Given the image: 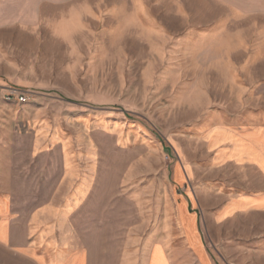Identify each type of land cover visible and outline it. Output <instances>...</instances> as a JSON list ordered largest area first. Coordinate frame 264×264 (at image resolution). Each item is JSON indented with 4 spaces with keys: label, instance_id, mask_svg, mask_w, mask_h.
I'll use <instances>...</instances> for the list:
<instances>
[{
    "label": "rangeland",
    "instance_id": "obj_1",
    "mask_svg": "<svg viewBox=\"0 0 264 264\" xmlns=\"http://www.w3.org/2000/svg\"><path fill=\"white\" fill-rule=\"evenodd\" d=\"M251 124L264 0H0V192L25 217L80 198L67 238L91 264H149L157 242L173 264H264V211H220L263 186L217 157Z\"/></svg>",
    "mask_w": 264,
    "mask_h": 264
},
{
    "label": "crops",
    "instance_id": "obj_2",
    "mask_svg": "<svg viewBox=\"0 0 264 264\" xmlns=\"http://www.w3.org/2000/svg\"><path fill=\"white\" fill-rule=\"evenodd\" d=\"M219 149L217 157L221 162L250 170L263 182L261 188L250 184L247 177L243 182H236L237 192L226 195L221 214L264 211V129L255 124L242 127L233 131ZM78 199L65 198L58 203L48 200L25 217L17 214L13 198L0 192V264H91L89 250L72 244L67 238L70 218L77 214ZM73 208L76 211L72 214ZM190 215L186 221L195 223L192 225L195 229L197 215ZM21 222L23 229H20ZM164 253L167 252L163 244L155 243L149 264H164ZM166 257L173 264L167 254Z\"/></svg>",
    "mask_w": 264,
    "mask_h": 264
}]
</instances>
